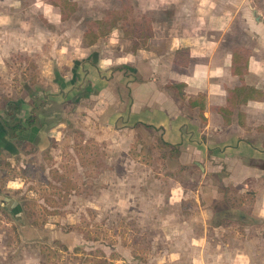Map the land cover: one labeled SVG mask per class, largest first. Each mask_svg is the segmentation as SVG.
<instances>
[{"label":"rangeland","instance_id":"obj_1","mask_svg":"<svg viewBox=\"0 0 264 264\" xmlns=\"http://www.w3.org/2000/svg\"><path fill=\"white\" fill-rule=\"evenodd\" d=\"M61 1L0 0V264H264V183L239 192L159 129L98 121L76 87L55 97V71L75 79L88 49L125 52L196 26L174 21L173 6L159 21L151 0H72L64 15ZM244 23L240 13L230 35L252 44Z\"/></svg>","mask_w":264,"mask_h":264},{"label":"crops","instance_id":"obj_2","mask_svg":"<svg viewBox=\"0 0 264 264\" xmlns=\"http://www.w3.org/2000/svg\"><path fill=\"white\" fill-rule=\"evenodd\" d=\"M151 1L159 21L170 20L160 15L173 6L174 21L196 28L163 31L148 46L125 52L100 54L90 48L76 60L75 79L55 71V97L76 87L72 100L95 99L99 115L94 118L106 119L110 127L138 124L159 129L163 140L188 162L217 172L225 168L223 182L239 192L264 183V0H241L233 6L226 0ZM45 12L49 21L60 20L52 4ZM240 13L252 44L233 41L230 35ZM240 55L248 57L244 67ZM82 66L88 71L79 81ZM245 86L260 91L261 98L235 99L233 91ZM36 129L32 140L40 127ZM259 189L257 214L264 217V185Z\"/></svg>","mask_w":264,"mask_h":264},{"label":"trees","instance_id":"obj_3","mask_svg":"<svg viewBox=\"0 0 264 264\" xmlns=\"http://www.w3.org/2000/svg\"><path fill=\"white\" fill-rule=\"evenodd\" d=\"M52 4L56 5L59 7L60 9V12H61V15H64L65 12H67L71 7H73L75 5V3L72 1V0H62L61 2H52ZM68 7H70L68 9ZM185 49H182L180 53H182V51H184ZM248 58V57H247ZM246 58V56H241L240 55V61L244 66H246L247 62H248V59ZM235 72H238V73H242L241 69L239 70H236L235 69ZM235 99L238 98V95L240 96H244V102H246V100L250 99V98H256V99H259L261 98L262 94L260 91H257L255 90L253 87H250V86H245V87H239L237 89H235L233 91V94H232ZM236 102V101H234ZM241 101H239L240 103ZM232 111V109H231ZM35 122V114L34 112L27 118V125L30 127L31 125H33ZM138 125V124H137ZM14 129H21V130H25L27 129V127H23L20 125V123H17L15 124L14 126H12ZM147 128H151V129H154L153 127L149 126V125H146ZM164 143L170 147H175L169 143H167L166 141H164Z\"/></svg>","mask_w":264,"mask_h":264}]
</instances>
